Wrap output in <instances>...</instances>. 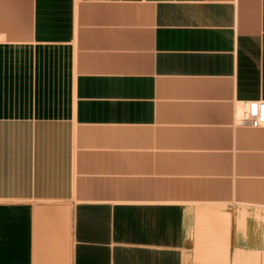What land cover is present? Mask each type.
Returning a JSON list of instances; mask_svg holds the SVG:
<instances>
[{"label":"crops","instance_id":"obj_1","mask_svg":"<svg viewBox=\"0 0 264 264\" xmlns=\"http://www.w3.org/2000/svg\"><path fill=\"white\" fill-rule=\"evenodd\" d=\"M264 0H0V264H264Z\"/></svg>","mask_w":264,"mask_h":264},{"label":"built area","instance_id":"obj_2","mask_svg":"<svg viewBox=\"0 0 264 264\" xmlns=\"http://www.w3.org/2000/svg\"><path fill=\"white\" fill-rule=\"evenodd\" d=\"M236 124L245 127L264 126V108L260 102L243 101L236 110Z\"/></svg>","mask_w":264,"mask_h":264}]
</instances>
